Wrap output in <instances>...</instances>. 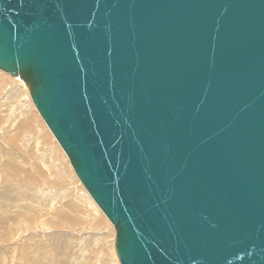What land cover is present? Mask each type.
Wrapping results in <instances>:
<instances>
[{
  "label": "water",
  "instance_id": "obj_1",
  "mask_svg": "<svg viewBox=\"0 0 264 264\" xmlns=\"http://www.w3.org/2000/svg\"><path fill=\"white\" fill-rule=\"evenodd\" d=\"M0 70L119 264H264V0H0Z\"/></svg>",
  "mask_w": 264,
  "mask_h": 264
},
{
  "label": "rangeland",
  "instance_id": "obj_2",
  "mask_svg": "<svg viewBox=\"0 0 264 264\" xmlns=\"http://www.w3.org/2000/svg\"><path fill=\"white\" fill-rule=\"evenodd\" d=\"M19 83L0 70V264H119L111 223Z\"/></svg>",
  "mask_w": 264,
  "mask_h": 264
},
{
  "label": "bare ground",
  "instance_id": "obj_3",
  "mask_svg": "<svg viewBox=\"0 0 264 264\" xmlns=\"http://www.w3.org/2000/svg\"><path fill=\"white\" fill-rule=\"evenodd\" d=\"M14 79V78H13ZM20 84V83H19ZM24 88H25V90L27 91V89H26V87H25V85L24 84H21ZM17 90H21V91H23L24 89L23 88H19V89H17ZM25 94H27V92H25V91H23ZM70 164V163H69ZM88 193V192H87ZM90 196V195H89ZM113 227V226H112ZM114 229V228H113ZM115 233V232H114ZM113 245H114V242H113ZM21 248H22V252H24L25 251V248L23 247V246H21Z\"/></svg>",
  "mask_w": 264,
  "mask_h": 264
}]
</instances>
